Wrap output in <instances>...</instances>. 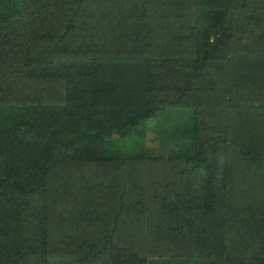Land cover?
Listing matches in <instances>:
<instances>
[{"label": "trees", "instance_id": "obj_1", "mask_svg": "<svg viewBox=\"0 0 264 264\" xmlns=\"http://www.w3.org/2000/svg\"><path fill=\"white\" fill-rule=\"evenodd\" d=\"M0 264H264V0H0Z\"/></svg>", "mask_w": 264, "mask_h": 264}]
</instances>
